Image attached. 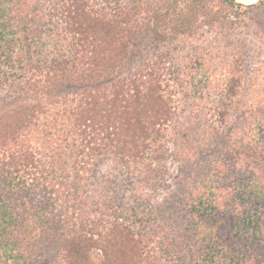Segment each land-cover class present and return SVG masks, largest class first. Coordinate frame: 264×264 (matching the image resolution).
I'll use <instances>...</instances> for the list:
<instances>
[{"label": "trees", "instance_id": "obj_1", "mask_svg": "<svg viewBox=\"0 0 264 264\" xmlns=\"http://www.w3.org/2000/svg\"><path fill=\"white\" fill-rule=\"evenodd\" d=\"M260 21L264 0H0V264L41 246L61 264H264ZM169 144L163 202L86 198L102 159L155 186Z\"/></svg>", "mask_w": 264, "mask_h": 264}, {"label": "rangeland", "instance_id": "obj_2", "mask_svg": "<svg viewBox=\"0 0 264 264\" xmlns=\"http://www.w3.org/2000/svg\"><path fill=\"white\" fill-rule=\"evenodd\" d=\"M243 4H252L258 0H237ZM262 19V18H261ZM263 21V20H262ZM261 22V21H260ZM255 31L264 33V22H261ZM252 30V37L248 40L255 42L257 39L256 32ZM201 41L197 39H191L187 42L185 49L182 52V56H187L189 53V46L196 47ZM173 46L163 47L162 49H171ZM164 157L157 160L152 167H155V180L157 182L155 186L151 184V181L147 178V173L151 174V171L145 173L144 168L142 173L127 174L128 176L123 178L121 173L114 168V161L109 159H102L97 164L91 165L87 169V174L82 176L83 187L85 188L84 194L87 195L86 198L91 200L93 195L96 198L99 197L103 190H106L104 184L111 188V192L108 196H111L112 200L115 202H123L128 206H133L134 204H141L146 199H151L149 205L156 206L155 202H163V198L171 195L173 191V185L176 184V179L178 177V165L174 157V147L169 144L165 147ZM111 175V176H108ZM116 176H119L118 178ZM126 176V175H125ZM103 188V189H102ZM116 197V199H115ZM148 197V198H147ZM141 210V209H140ZM143 210H149L148 205H143ZM145 212V211H144ZM39 261L40 264H61V254L57 250L56 246H41L39 250ZM63 264V262H62Z\"/></svg>", "mask_w": 264, "mask_h": 264}]
</instances>
